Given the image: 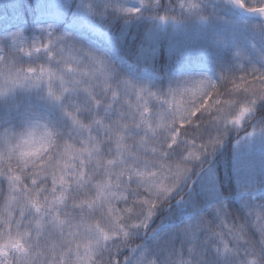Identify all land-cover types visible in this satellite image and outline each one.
<instances>
[{
  "label": "snow or ice",
  "instance_id": "6c2138e0",
  "mask_svg": "<svg viewBox=\"0 0 264 264\" xmlns=\"http://www.w3.org/2000/svg\"><path fill=\"white\" fill-rule=\"evenodd\" d=\"M231 3L264 17V3ZM180 6L198 7L183 0ZM42 31L47 40L29 46L21 31L4 38L0 96L46 85L70 128L28 119L23 130H4L0 264H221V256L231 258L224 264H264V211L250 212L249 223L217 204L173 224L159 237L167 241L161 252H125L137 251L134 236L171 203L194 163L222 143L219 129L226 134L229 126L241 127L264 101V68L241 64L218 81L187 80L170 90L167 109L156 112L145 99L155 93L128 81L113 83L102 57L77 48L67 33ZM41 54L55 66L21 60ZM206 126L218 134L205 139ZM252 228L259 242L250 238Z\"/></svg>",
  "mask_w": 264,
  "mask_h": 264
},
{
  "label": "rangeland",
  "instance_id": "374dc122",
  "mask_svg": "<svg viewBox=\"0 0 264 264\" xmlns=\"http://www.w3.org/2000/svg\"><path fill=\"white\" fill-rule=\"evenodd\" d=\"M73 1L75 6L70 10ZM205 2L209 4L210 12L206 16L191 20L165 17L166 19L162 20L163 16H144L142 0H0V47L3 46L4 38L16 31L22 32L24 46L40 42L38 33L48 38L47 32L42 29H51L54 34L58 32V36L67 33L77 46L102 57L110 65L112 81H128L135 88L155 93V97L160 99L147 96L145 99L154 111L164 112L167 109L164 100L168 98L170 90L176 89L187 80L208 78L218 81L221 73H224L222 69L230 62H234L235 68L241 64L264 68V28H261L263 24L237 15L227 0H205ZM248 3L252 6L253 3H264V0H248ZM89 6L96 11L90 12ZM112 6L113 12H121L126 17L122 22V29L117 34L112 32V24L106 27L102 24L106 12ZM23 7L29 12L30 25H27ZM126 8H138L140 11L125 13L121 10ZM140 23H147L150 26L147 39L149 46L144 48L141 55L133 58L134 60H129L119 49V45H122V39L131 27H136ZM161 41H165L167 48L177 52L180 59L175 69L158 75L147 56L155 52ZM237 53L240 55L238 56ZM53 63L55 65V62ZM39 88L24 89V91L26 94H32L31 92L35 94L34 92ZM22 90H15L0 99V103L3 102L0 112L6 111L7 115L6 118L5 115L0 116V126L10 121L8 115L12 113L11 110H17L18 105L10 106V102H14L15 97ZM46 99L50 100L48 97ZM77 102L83 103V98H78ZM263 106L264 101H257L241 127L229 126L226 134H223V128L219 129L222 143L214 152L206 154L201 161L194 163L189 176L176 190L179 195L174 192L173 197L170 198H177L176 211L169 212L171 215L169 220L171 219L172 223L168 221L146 236L145 229L140 230L137 235L145 236L144 243L133 255L134 257L141 251L146 256L161 252L151 247V243L154 246V241L152 242L151 239L167 228L170 230L173 224L183 223L190 213H202L209 210L212 204L226 207V199L218 195L215 177L208 163L228 137L235 136L233 165L238 185V193L231 199L242 205L248 214L264 211V118L252 120L257 109ZM24 125L25 121L18 125H7L4 129L15 130ZM206 129L205 139L208 134L212 136L218 134L215 128L206 126ZM182 192L184 194L180 196ZM199 196L201 203L196 200ZM180 217L182 221H178ZM159 236L156 238L157 241L155 240L156 247H162ZM212 251L215 252V249L213 248Z\"/></svg>",
  "mask_w": 264,
  "mask_h": 264
},
{
  "label": "trees",
  "instance_id": "16d2710c",
  "mask_svg": "<svg viewBox=\"0 0 264 264\" xmlns=\"http://www.w3.org/2000/svg\"><path fill=\"white\" fill-rule=\"evenodd\" d=\"M229 5L232 7L229 0H227ZM183 2H192L198 5V7L194 10H189L188 8H182L180 5L182 3V0H144V10L143 14L144 16L151 17V16H158V17H170L173 19L178 20H191L200 16H206L209 12V4L205 2V0H183ZM30 4L33 6L32 1H30ZM75 6V1L72 2L70 5V10H73ZM113 6L106 12V18L104 21H102V24L105 25V27L109 24H112L111 30L114 34L119 33V31L122 29V22L126 17L118 11H112ZM25 7H23V13L25 15V18L27 20V25L31 24V20L29 18V12L28 10H24ZM261 24L264 25V22L259 21ZM26 25V24H25ZM149 24L147 23H140L136 27H131V29L127 32V34L122 39V45H119V49H121L122 53L125 54L129 60H134L133 58L138 57L142 54L144 51V48L149 46L148 39V32H149ZM40 36V41L47 40L45 38L44 34L38 33ZM55 36H58V32L54 34ZM29 46V45H28ZM148 61L152 63V67L154 71L158 75H163L166 72H169L172 69H175L179 63V55L174 50H170V48H167L165 41H161L159 43L158 48L155 50V52L148 54ZM22 62L28 63L35 61L37 63H46L47 57L43 54L37 56V57H26L21 56ZM50 66H55L53 62H48ZM224 69V70H223ZM222 69V72L226 73L232 69H235L234 62H230L227 66H224ZM113 83H116V81H112ZM231 87V85H229ZM24 89L21 91L19 95L15 97L13 100L14 102H10V106L17 104V110H11L12 113L8 115V119H10L9 122H4L3 125L0 126V129H4L7 127V125L15 124L18 125V123L22 124V122L26 121L28 118L34 119L38 118L41 119L43 122L48 123L49 125H55L60 131H65L67 128H70V123L67 121V118L63 115V112L61 110L60 104H55V102H51L50 100L46 99V88L44 86H40V88L34 92H31L32 94H26ZM25 93V94H24ZM24 98V99H23ZM8 100V99H7ZM2 103H0V108L2 107ZM52 104H54L52 106ZM36 111V113L31 112ZM102 111V110H99ZM7 117L6 111L0 112V116ZM256 118H264V106L257 109L256 113L254 114L252 120ZM21 122H20V121ZM21 128V127H18ZM248 129V127H246ZM204 133H207V129L205 127ZM205 138V136H204ZM235 136L228 137L225 141H223L222 146H220V149L213 155L211 161H209L208 165L210 168H212L214 177H215V183L218 189V195L226 199V209L234 214L236 217H244L248 220L249 223L252 222V217L247 213L246 209L236 201L232 200L237 193H238V185L236 180V175L234 173V165H233V157H234V148H233V142H234ZM219 147V145L217 146ZM193 192V191H192ZM184 192L180 194L183 195ZM188 194V193H187ZM191 192L189 193V195ZM188 195V196H189ZM185 196V195H184ZM197 201L200 203L201 198L200 196L196 198ZM177 201V198L171 199V203L168 206H161V210H159L156 215L152 218V221L149 223V227L145 229L144 235H149L152 232H155L160 225L167 223L169 220V217L171 216L169 212L176 211L177 206L175 207V202ZM168 209V210H167ZM209 210H205L204 212H207ZM203 213V212H202ZM174 216V215H173ZM178 221H182L181 217L178 218ZM184 222V221H183ZM169 231V228L166 230L161 231L158 233L155 238H152V242L154 243V246L151 243L152 248H156L159 251H162L163 248L166 246L167 241L161 239V245L162 247H156V238L158 235L162 236L166 232ZM144 235H135L133 238L134 245L138 246L137 251L139 250V247L144 243ZM159 236V237H160ZM250 238L253 239L256 242H259L260 240V234L255 230V228H252L250 231ZM156 240V241H155ZM148 249V247H146ZM125 252L134 255L135 253L129 252L128 249H125ZM213 256H215V252H213ZM221 264H223L225 261H230L231 258L226 256H221L220 258Z\"/></svg>",
  "mask_w": 264,
  "mask_h": 264
},
{
  "label": "clouds",
  "instance_id": "9594fccd",
  "mask_svg": "<svg viewBox=\"0 0 264 264\" xmlns=\"http://www.w3.org/2000/svg\"><path fill=\"white\" fill-rule=\"evenodd\" d=\"M77 48H79V46H76ZM66 52H67V48H66ZM74 54H78V53H74ZM41 86H44L45 88H46V85H41ZM181 87H183V84H181V85H179V86H177V88L176 89H179V88H181ZM21 89H25V88H16V90H21ZM12 92H8L6 95H10ZM6 95H4V96H0V99H2V98H4ZM46 95H47V89H46ZM50 99V98H49ZM51 100V99H50ZM53 101V100H52ZM55 102V101H54ZM35 119V118H34ZM41 123H44V122H42L41 121ZM28 126H30V125H28ZM24 127H26L25 125L23 126V127H21V128H18V129H15V130H13V131H17V130H23V128ZM4 130L5 129H0V138H2L3 137V135H4ZM0 147H3V141H2V139H0Z\"/></svg>",
  "mask_w": 264,
  "mask_h": 264
},
{
  "label": "water",
  "instance_id": "95a60500",
  "mask_svg": "<svg viewBox=\"0 0 264 264\" xmlns=\"http://www.w3.org/2000/svg\"><path fill=\"white\" fill-rule=\"evenodd\" d=\"M230 2H231V0H230ZM232 5H233V8H234V11L236 13L244 16V17L253 18V19H259V20H264V17H261L258 14L249 13V12H247L244 9H240L239 7H237L236 5H234L233 3H232Z\"/></svg>",
  "mask_w": 264,
  "mask_h": 264
}]
</instances>
